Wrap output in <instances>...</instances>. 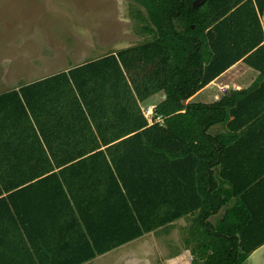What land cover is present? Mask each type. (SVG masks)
I'll return each instance as SVG.
<instances>
[{"label": "trees", "instance_id": "obj_1", "mask_svg": "<svg viewBox=\"0 0 264 264\" xmlns=\"http://www.w3.org/2000/svg\"><path fill=\"white\" fill-rule=\"evenodd\" d=\"M135 1L150 40L0 94V264H86L182 218L192 264L264 244L262 173L232 165L241 135H264V2ZM240 61L251 87L187 104Z\"/></svg>", "mask_w": 264, "mask_h": 264}, {"label": "rangeland", "instance_id": "obj_2", "mask_svg": "<svg viewBox=\"0 0 264 264\" xmlns=\"http://www.w3.org/2000/svg\"><path fill=\"white\" fill-rule=\"evenodd\" d=\"M146 25L135 0H0V93L146 42ZM160 102L153 96L141 106ZM191 225L178 222L86 264H192L184 253Z\"/></svg>", "mask_w": 264, "mask_h": 264}, {"label": "crops", "instance_id": "obj_3", "mask_svg": "<svg viewBox=\"0 0 264 264\" xmlns=\"http://www.w3.org/2000/svg\"><path fill=\"white\" fill-rule=\"evenodd\" d=\"M261 1H262V3L264 2V0H261ZM258 12H259V10H258ZM262 15H263V13L261 14L260 17H261V22H262V26H263V33H264V20H263ZM262 45H264V39H263ZM251 70H254L255 73H252ZM65 71H67V70H65ZM51 76H53V75H51ZM259 76H260L259 71L255 70L254 68H252V67L248 66L247 64L240 61L237 64H235L234 66H232L225 73H223L221 76H219L212 83H210L208 86H206L204 89L199 91L191 99H189L187 101V104L188 103H191V104H198V103L214 104L216 102H219L224 96L230 95V93L232 91H241V90L248 89L249 87H251L255 83V81L258 79ZM47 77H49V76H47ZM42 79H44V78H42ZM36 81H38V80H36ZM31 83H33V82H31ZM21 86L14 88V89H19ZM14 89H11V90H14ZM6 92H8V91H6ZM3 93H5V92H2L0 94H3ZM155 97H161V102L163 100H165V98H166L164 94H158V95H155ZM153 106H156V105H153ZM210 132L212 134H217L219 132H222V129L220 126H215L211 129ZM260 137H261V139H260L261 141L259 140L260 144H258V139H256L255 136H253V135L248 136L245 134L241 135V138H242L241 140H243L244 142L239 145V147L237 149L239 151H237L235 153L236 155L234 154V161H232V165L236 166V163L238 162V160H242V164L237 166L236 169H238V168L243 169V170H245V169H251V170L256 169V170H258L259 169V171L262 173L261 174L262 178H261L260 182L258 183L260 195L254 194V197L251 199V201L257 200V198H258L259 208L261 211L264 212V155H263V157H259L258 160L253 161L251 158L253 153H250V149H256L257 147L260 148L258 150V152H261V150L264 149L263 146L260 147V145H263L264 135H261ZM226 140H231V138H228ZM224 213H225V210H222V212L219 215L212 218V222L216 223L220 218H222ZM262 220L263 219L259 220L260 225L263 223ZM185 221H188V220L186 218H182L179 221L175 222L174 224H176L178 222L182 223ZM174 224H172L171 226H173ZM154 233H156V232H154ZM154 233H151V234H154ZM261 236H263V235H261ZM188 252H189V250L184 251V253H186V254ZM245 263H248V264H264V244L262 246H260L257 250H255L251 254V256L246 260Z\"/></svg>", "mask_w": 264, "mask_h": 264}, {"label": "built area", "instance_id": "obj_4", "mask_svg": "<svg viewBox=\"0 0 264 264\" xmlns=\"http://www.w3.org/2000/svg\"><path fill=\"white\" fill-rule=\"evenodd\" d=\"M156 106H150L148 108H143V112L145 117L148 119L150 125H153L154 123H160L164 124V120L161 116H159L156 112Z\"/></svg>", "mask_w": 264, "mask_h": 264}, {"label": "water", "instance_id": "obj_5", "mask_svg": "<svg viewBox=\"0 0 264 264\" xmlns=\"http://www.w3.org/2000/svg\"><path fill=\"white\" fill-rule=\"evenodd\" d=\"M206 0H196L194 3V7H199L201 4H203Z\"/></svg>", "mask_w": 264, "mask_h": 264}]
</instances>
